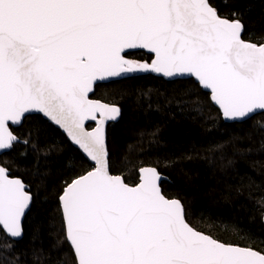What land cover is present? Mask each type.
<instances>
[{"label": "snow or ice", "instance_id": "snow-or-ice-1", "mask_svg": "<svg viewBox=\"0 0 264 264\" xmlns=\"http://www.w3.org/2000/svg\"><path fill=\"white\" fill-rule=\"evenodd\" d=\"M242 33V22L221 17L211 0H0V150L19 142L10 122L37 111L93 165L60 196L75 264H264V247L192 227L157 169L141 168L135 186L112 175L105 122L120 110L89 99L98 80L150 71L194 78L227 119L264 113V43ZM136 51L151 62L129 59ZM31 199L0 167L6 236H22Z\"/></svg>", "mask_w": 264, "mask_h": 264}, {"label": "trees", "instance_id": "trees-1", "mask_svg": "<svg viewBox=\"0 0 264 264\" xmlns=\"http://www.w3.org/2000/svg\"><path fill=\"white\" fill-rule=\"evenodd\" d=\"M211 2L221 17L242 22L245 41L264 43V0ZM128 58L151 62L144 52ZM91 98L120 110L106 128L112 175L133 186L140 168L154 167L167 178L164 195L182 203L196 230L264 247V113L226 123L193 79L166 81L150 73L98 84ZM11 131L19 142L0 156V167L20 179L32 199L19 239L0 228V264H75L59 197L66 182L92 165L39 115Z\"/></svg>", "mask_w": 264, "mask_h": 264}, {"label": "water", "instance_id": "water-1", "mask_svg": "<svg viewBox=\"0 0 264 264\" xmlns=\"http://www.w3.org/2000/svg\"><path fill=\"white\" fill-rule=\"evenodd\" d=\"M242 35H243V33H242ZM248 42V41H247ZM136 52H144V51H136ZM145 53V52H144ZM146 54V53H145ZM145 73H150V74H152L153 76H155V77H159V78H162V79H164V80H166V81H174V80H183V79H193L194 80V78H191V77H187V76H185V77H171V78H169V77H164L162 74H157V73H154V72H139V73H134V74H129V75H127V76H122V77H114V78H106V79H104V80H98V81H96V82H94V86H93V90L89 93V99H92L91 98V95L93 94V92H94V88H95V86L96 85H98V84H104V83H109V82H114V81H119V80H122V79H125V78H129L130 76H133V75H136V74H145ZM195 81V80H194ZM205 90V89H204ZM206 92H208L209 93V91L208 90H205ZM210 94V93H209ZM92 100H96V99H92ZM100 101V100H99ZM102 102V101H101ZM212 102V101H211ZM102 103H104V102H102ZM213 103V105L216 107V108H218V110L220 111V113H221V116H222V119H223V121L224 122H226V123H241V122H244V121H246V120H248L249 118H251L252 116H254V115H257V114H260V113H257V114H252V115H250V117L249 118H246V119H243V120H240V119H227V118H225L223 115H222V112H221V110L219 109V107L217 106V105H215V103L214 102H212ZM107 104V103H106ZM110 105H112V104H110ZM117 107V106H116ZM118 108V107H117ZM119 109V108H118ZM29 115H39V116H41L44 120H46V121H48L50 124H52L55 128H57L58 130H60V132L66 137V139L70 142V144L74 147V148H76L80 153H81V155L92 165V162H90L87 158H86V156H85V154L82 152V150L79 148V146L78 145H76L73 141H72V139L68 136V134H67V132L63 129V128H61L59 125H57V124H55L53 121H51L49 118H47V117H45L42 113H39V112H37V111H33V112H31V113H28V114H25V116L22 118V121L20 122V123H18V124H11V122H10V130H11V128H17V127H19L21 124H22V122H23V119L26 117V116H29ZM118 118H119V115L116 117V119L115 120H108V121H106L105 122V142H106V148H107V151H108V147H107V138H106V128H107V125L108 124H110V123H115L117 120H118ZM86 125H87V127L89 126V125H92L93 127L92 128H94L95 126H96V124H95V122H93V121H88V122H86ZM92 128H88L89 130H91ZM11 149V148H10ZM10 149H5V150H0V156L2 155V154H4V153H6V152H8ZM93 166V165H92ZM143 168H149L148 166H146V167H143ZM151 168H154V167H151ZM141 169V168H140ZM140 169L138 170V182H137V184L140 182V175H141V173H140ZM156 169V168H155ZM158 172V171H157ZM159 173V172H158ZM6 175L8 176V174L6 173ZM120 176V175H119ZM10 179H18V178H12V177H10V176H8ZM159 177H160V179L158 180V183H159V185H160V187H161V183L163 182V181H166L167 180V178L166 177H164L163 175H161L160 173H159ZM20 180V179H19ZM136 185V184H135ZM135 185H133V186H135ZM129 186H132V185H129ZM162 189V188H161ZM25 190H26V187H25ZM63 193V192H62ZM62 195V194H61ZM60 195V196H61ZM31 202V201H30ZM59 204H60V209H61V213H62V208H61V201H60V197H59ZM29 207H30V205H29ZM29 210V208L28 209H26V211H25V214L22 216V218H21V226H23V222H24V218H25V216H26V213H27V211ZM62 218H63V215H62ZM262 224H263V226H264V216L262 217ZM0 228L2 229V226H0ZM3 230V229H2ZM20 238V237H19ZM19 238H12V239H19ZM68 242V241H67ZM68 244H69V242H68ZM69 246H70V244H69ZM71 247V246H70ZM72 249V248H71Z\"/></svg>", "mask_w": 264, "mask_h": 264}]
</instances>
